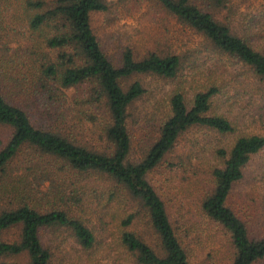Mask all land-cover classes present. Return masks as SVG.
<instances>
[{
    "label": "trees",
    "instance_id": "trees-1",
    "mask_svg": "<svg viewBox=\"0 0 264 264\" xmlns=\"http://www.w3.org/2000/svg\"><path fill=\"white\" fill-rule=\"evenodd\" d=\"M153 1L201 34L218 56L242 65L264 84V37L253 41L259 29L254 21L242 29L231 24V19L218 21L209 8L192 0ZM208 2L207 7L213 9L223 5L222 0ZM24 9L31 44L0 58V125L11 130L0 149V202L5 203L0 205V237L11 228L20 229L17 241L0 240V264H18L5 259L21 256L27 259L24 264H51L52 254L39 235L48 228L69 231L79 246L90 249L94 234L72 212L92 194L128 208L121 224L132 230L121 233L120 243L135 264H190L148 176L189 131L221 136L235 131L234 122L212 110L221 84L194 78L178 81L166 106L154 99L151 114L133 115L136 103L147 92L140 81L125 85V80L153 75L173 81L183 71L179 55L149 53L136 60L132 50L125 48L114 65L90 24L92 13L106 11L104 0H26ZM30 100L39 102L60 127H35L27 113L32 108ZM70 112L98 130L102 147H86L60 130L61 124L68 123ZM139 126L141 130L151 126L153 134L140 157L132 160L133 133ZM263 148L264 135L241 133L229 148L213 150L216 164L200 210L226 232L228 264L264 261V235L254 233L227 206L251 156ZM19 156L22 160L13 168ZM197 161L196 152L189 163L195 166ZM72 174L82 176L80 187L75 186ZM92 184L96 186H88Z\"/></svg>",
    "mask_w": 264,
    "mask_h": 264
},
{
    "label": "rangeland",
    "instance_id": "rangeland-1",
    "mask_svg": "<svg viewBox=\"0 0 264 264\" xmlns=\"http://www.w3.org/2000/svg\"><path fill=\"white\" fill-rule=\"evenodd\" d=\"M25 2L26 0H0V58L3 55L11 56L20 46L31 44L32 37L26 26ZM104 2L106 11L92 13L90 24L103 53L114 65H118L125 48L132 50L136 60L149 53H156L159 56L179 55L183 62L182 73L179 78L177 74L173 81L165 82L153 75H136L125 80V85L140 81L147 92V96L136 103L133 115L151 114L154 111V99L166 106L169 94L178 86V81L189 82L194 78L200 82L217 80L221 84V92L212 110L234 122L235 131L223 136L204 130L189 131L149 174L148 180L162 198L175 233L187 250L190 264H228L229 238L221 227L202 215L200 200L210 187V171L216 164L213 150L217 147L229 148L241 133L264 135V84L242 65L218 56L201 34L182 24L158 2ZM192 2L199 7L209 8V12L218 21L226 22V19H231V24L242 29L249 21H254L259 29L255 32L253 41L260 36L264 37V0H222L223 5L215 9L211 5L207 7L208 0ZM2 74L0 68V76ZM68 96L70 99V94ZM30 105L32 108L27 113L35 127L50 124L60 127L52 122L39 102L30 100ZM140 128L139 126L133 133L132 160L140 157L153 134L151 126L146 130ZM60 130L86 147H102L98 130L91 129L82 117L79 120L75 112H70L68 123L61 124ZM10 135L11 130L0 125V149L7 143ZM196 152L198 161L193 166L189 163V157ZM20 160L22 156L15 159L12 167L15 168ZM81 179L82 176L72 174L76 187L81 186ZM3 201L0 205L5 204ZM227 206L254 233L264 235V148L251 156L243 179L231 190ZM72 214L93 232L94 244L85 250L72 239L69 231L43 229L39 235L52 254L51 264H135L134 257L120 243L121 233L132 230L121 224L128 214L126 206L120 208L101 200L98 194H92L83 206L74 208ZM19 233V228H11L1 235L0 240L17 241ZM5 261L24 264L27 259L21 256ZM256 264H264V261Z\"/></svg>",
    "mask_w": 264,
    "mask_h": 264
}]
</instances>
